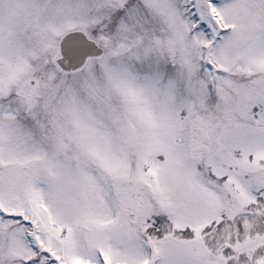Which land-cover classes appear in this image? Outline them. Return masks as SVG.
I'll return each instance as SVG.
<instances>
[{
  "label": "snow or ice",
  "instance_id": "6c2138e0",
  "mask_svg": "<svg viewBox=\"0 0 264 264\" xmlns=\"http://www.w3.org/2000/svg\"><path fill=\"white\" fill-rule=\"evenodd\" d=\"M0 264H264V0H0Z\"/></svg>",
  "mask_w": 264,
  "mask_h": 264
}]
</instances>
